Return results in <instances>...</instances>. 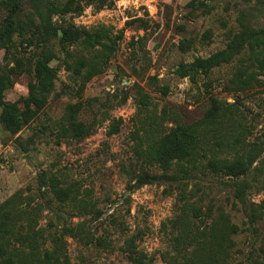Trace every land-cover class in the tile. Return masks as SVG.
<instances>
[{
    "label": "trees",
    "instance_id": "trees-1",
    "mask_svg": "<svg viewBox=\"0 0 264 264\" xmlns=\"http://www.w3.org/2000/svg\"><path fill=\"white\" fill-rule=\"evenodd\" d=\"M113 4V0H2L0 49L4 50V64L0 63V123L5 131L17 135L43 112L54 92L57 68L50 63L56 55L48 45L53 38L58 39L65 52L63 66L77 84V95H81L93 76L103 72L118 49L123 31L113 36L104 26L89 30L67 21L66 16L80 15L85 6L101 10ZM54 16L61 18V23L54 21ZM250 16L264 18V0H253L252 5L239 11L238 28L226 34L222 49L206 57L197 56L189 62H180L175 74L196 84L199 77L206 78L214 69L237 59L236 70L222 88L238 95L261 84L264 24L251 23ZM15 37H19L18 44ZM203 39L208 41L210 33L203 35ZM71 45L80 46L87 54L75 55L68 50ZM181 45L183 50L189 48L182 41ZM22 73L32 76L27 84V95L15 101L5 100V90L13 86L14 76ZM137 88L135 100L139 118L131 140L139 166L130 173L129 188L155 182L180 185L173 216L160 223L159 231L165 242V247L159 251L162 264H264V235L257 242L251 234L242 246L235 239L238 233L256 231L255 223L264 209V200L255 204L247 199L253 182L264 175V143L247 141L251 130L237 106L239 100L229 103L210 95L209 106L201 118L182 122L170 116L165 107L160 114L149 109L148 94L141 87ZM207 93H210L209 89ZM127 99L128 95L122 94L112 108ZM82 108L81 102L65 106L62 116L50 130L56 136V144L63 139L79 140L92 132L95 123L80 118ZM121 123V118L113 119L107 133H117ZM48 128L44 125L40 132L44 133ZM24 141L19 136L15 138L19 146ZM32 141V137L26 140L23 151L28 152ZM151 167L160 172L151 171ZM196 172L231 179L228 183L222 182L223 189L230 190L231 206L241 210L246 217V229L233 221L219 198L207 195L204 204L206 196L196 197L193 189L187 190V182ZM36 183V193L19 188L0 202V264H72L66 238L106 251L118 249L131 264L154 263V255L138 248L144 231L137 230L126 236L118 247L104 235L105 228L104 232H99V227L107 220L118 231L129 232L127 225L116 219L117 208L110 206L112 211L106 214L98 207L90 190L81 189L78 182L68 181L53 171L40 170ZM197 189H201L200 186ZM43 212L50 214L44 226L39 223L44 218ZM74 217L81 219L73 223Z\"/></svg>",
    "mask_w": 264,
    "mask_h": 264
},
{
    "label": "rangeland",
    "instance_id": "rangeland-1",
    "mask_svg": "<svg viewBox=\"0 0 264 264\" xmlns=\"http://www.w3.org/2000/svg\"><path fill=\"white\" fill-rule=\"evenodd\" d=\"M113 1L110 8L95 10L89 5L78 16H66L67 21L71 20L74 25L89 30L104 26L113 36L123 31L118 49L103 72L93 76L85 84L81 95H77V84L63 66L65 52L58 39L53 38L48 45L56 55L50 64L57 68V79L54 92L50 94L43 112L14 136L5 131L0 123V202L19 188H28L36 193V176L40 170L62 174L68 181L78 182L81 189L90 190L98 207L106 214L112 211L110 206L117 208L115 217L118 222L127 225L129 232L118 231L109 220L102 225L103 228L99 227L101 233L105 228L107 232L104 235L113 241L115 247L121 245L126 236L142 230L144 236L138 243L139 250L154 255L153 264H162L159 251L165 247V242L159 231L160 223L173 216L180 185L177 182H155L129 188L130 173L134 167L139 166L132 151L131 140V133L139 118L135 100L137 87L148 94L149 109L160 114L165 107L170 116L182 122H193L201 118L209 106L210 95L229 103L237 99V106L244 113L245 123L251 130L247 141L264 143V76L260 77L261 84L236 95L225 91L222 86L236 70L237 59L214 69L206 78L199 77L196 84H191L187 77L181 78L174 72L180 62H189L197 56L206 57L222 49L226 43V34L238 28L239 11L252 5L253 0ZM207 9L210 11L207 12ZM3 15L0 0V21ZM53 19L57 23L62 21L57 16ZM249 20L257 25L264 24V18L258 16H250ZM207 33H210L208 41L203 39ZM18 41L19 37H15L16 44ZM181 41L188 44L189 48L183 50ZM68 50L75 55L87 54V51L76 45L69 46ZM3 55L4 50L0 49L1 64H4ZM31 79L32 76L27 73L14 76V84L5 90L4 99L15 101L26 96L27 84ZM208 89L210 93H207ZM122 94L128 95L126 102L112 108L111 105ZM74 102L83 103L80 118L86 122L93 120L95 127L82 139H63L56 144V136L50 130L62 116L65 106ZM139 116L143 117V114ZM118 118L122 119L118 132L108 134L111 121ZM44 125L49 128L42 133L40 129ZM17 136L25 140L24 143H27L29 137L33 138L28 152L23 151L24 143L19 146L15 142ZM150 170L160 172L156 167ZM229 180L196 172L195 177L188 180L187 190L193 189L196 197L206 196L204 204L207 195L219 198L231 213L233 221L246 229V217L241 210L231 206L230 190L223 189L222 182L228 183ZM199 186L201 189H197ZM247 199L255 204L264 200V175L253 182L247 192ZM262 211V216L255 223L256 231L248 230L235 235L239 245H245L251 234L257 242L261 241L264 235V209ZM43 216L39 222L42 226L50 214L43 212ZM80 219L74 217L71 221L76 223ZM66 240L72 264H131L118 249L106 251L84 246L72 238Z\"/></svg>",
    "mask_w": 264,
    "mask_h": 264
}]
</instances>
